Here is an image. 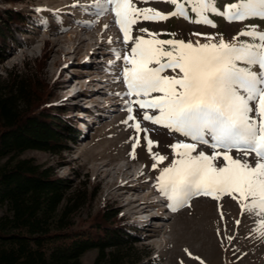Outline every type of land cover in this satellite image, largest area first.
I'll return each instance as SVG.
<instances>
[{
  "label": "rangeland",
  "instance_id": "rangeland-1",
  "mask_svg": "<svg viewBox=\"0 0 264 264\" xmlns=\"http://www.w3.org/2000/svg\"><path fill=\"white\" fill-rule=\"evenodd\" d=\"M237 2L217 0L216 7L224 12L227 4ZM91 3L92 0H0L3 21L11 11L30 17L29 23H25L21 30L20 39L12 35L6 39V51L0 57V79H6L10 74L33 78L38 91L45 93V107L51 105L56 111L61 110V117L69 124L83 123L76 142L67 143L66 151L57 155L28 151L23 157L53 167L60 179L71 182V199L83 201L74 219L80 229L90 230L104 212L116 211V223L132 230L138 239L136 248L149 255L153 264H264L262 230L249 215L241 214L236 201L228 196L218 200L200 196L190 201V207L171 211L155 188L159 171L152 169L154 161L146 150L143 133L135 158L130 156L129 137L133 132L123 123L128 115L123 109L136 97L116 95L125 93L127 88L121 82L122 78L115 75L121 62L113 68L109 61L113 59L112 48L125 50L132 45L120 43L123 34L113 23L114 13L96 17L91 9L83 11L80 7H72L73 4ZM136 6L151 7L162 13L175 10L163 0L137 3ZM35 9L42 11L36 12ZM53 14H56L54 19ZM189 16L197 18L190 11ZM209 18L216 27L180 17L141 20L133 27L131 35L150 39L147 34L136 30L147 28L152 33H159L156 38L160 40L205 43L203 37L192 35L205 33L214 35L217 40L237 43L232 38L238 37L243 30L264 32V19L261 18H247L243 22L228 21L216 14ZM248 39L238 37V40ZM164 75L173 73L168 71ZM132 107L134 115L141 111L154 114L151 109H139L137 104ZM142 127L149 128L150 138L159 142L153 152L169 157L160 167L169 165L172 156L168 145L184 138L147 121ZM201 150L209 154L213 151L204 146ZM123 168H128L127 172H122ZM127 176L132 186L123 188ZM134 177H137L135 181ZM153 199L160 201L138 208L139 200ZM4 212L5 209L0 208V216ZM141 212H148L147 221L134 219L133 216L137 217ZM228 237L235 238L229 240ZM96 256V251L89 252L83 263L94 264Z\"/></svg>",
  "mask_w": 264,
  "mask_h": 264
},
{
  "label": "snow or ice",
  "instance_id": "snow-or-ice-1",
  "mask_svg": "<svg viewBox=\"0 0 264 264\" xmlns=\"http://www.w3.org/2000/svg\"><path fill=\"white\" fill-rule=\"evenodd\" d=\"M152 2L161 0H92L89 5H72L93 10L96 17L114 13L113 23L123 34L120 43L132 45L125 50L112 48L109 61L113 68L121 62L115 75L127 88L116 95L136 97L123 109L128 114L123 123L133 132L130 156L135 158L143 133L154 161L152 169L159 171L155 188L169 210L190 207V201L200 196L213 200L228 196L239 204L242 215L258 223L264 237V32L243 30L238 37L249 39L233 37L237 43L205 33H192L203 37L205 43L160 40L156 38L159 33L147 28L136 30L150 39L131 35L141 20L180 17L216 27L209 18L212 14L237 22L264 19V0H238L227 4L224 12L216 7L217 0H163L174 6L170 13L136 6ZM189 11L197 18H190ZM168 71L173 75H164ZM133 104L154 114L141 111L134 115ZM145 121L184 138L168 145L169 165L160 167L169 157L153 152L159 142L150 138L149 128L142 127ZM201 146L213 151L209 154Z\"/></svg>",
  "mask_w": 264,
  "mask_h": 264
},
{
  "label": "trees",
  "instance_id": "trees-1",
  "mask_svg": "<svg viewBox=\"0 0 264 264\" xmlns=\"http://www.w3.org/2000/svg\"><path fill=\"white\" fill-rule=\"evenodd\" d=\"M13 12L4 21L0 15V57L8 36L20 39L30 21ZM36 87L22 74L0 79V264H84L92 251L94 264H153L136 248L132 230L116 223V211L80 229L74 219L83 201L71 199V182L23 157L28 151L60 154L80 133L61 110L44 106L45 93Z\"/></svg>",
  "mask_w": 264,
  "mask_h": 264
},
{
  "label": "bare ground",
  "instance_id": "bare-ground-1",
  "mask_svg": "<svg viewBox=\"0 0 264 264\" xmlns=\"http://www.w3.org/2000/svg\"><path fill=\"white\" fill-rule=\"evenodd\" d=\"M84 41V40H83ZM63 72V71H62ZM60 76H62V73L60 74ZM72 84H70L67 88H65V89H68L70 86H71ZM107 116V115H106ZM113 115H111L109 118H111ZM79 127H83V123H81L80 125H79ZM126 167V166H125ZM127 170H128V168H123L122 169V172H127ZM128 178V176L127 177H125V179H127ZM132 179V178H131ZM137 178L135 177V178H133V180L135 181ZM128 181L127 182H125L124 183V181H123V184H122V187L124 188V187H128V186H132V185H130L129 184V179H127ZM121 186V185H120ZM153 202H155V201H153ZM127 204H130V202L129 203H127ZM142 206H144V204H140V205H138V208L139 207H142ZM144 207H146V206H144ZM146 213H148V212H141V214L139 215V219H141V217H148V214H146ZM138 217V216H137Z\"/></svg>",
  "mask_w": 264,
  "mask_h": 264
},
{
  "label": "clouds",
  "instance_id": "clouds-1",
  "mask_svg": "<svg viewBox=\"0 0 264 264\" xmlns=\"http://www.w3.org/2000/svg\"><path fill=\"white\" fill-rule=\"evenodd\" d=\"M75 126H76V124H75ZM79 132H80V131H79ZM137 177H138V175H137ZM137 177H136V178H137ZM134 178H135V177H134ZM149 199H152V197H150ZM153 200L156 201L157 199H156V200L153 199ZM153 200H151V201H153ZM139 201H140V200H139ZM139 201H138V204H139ZM141 201H143V200H141ZM157 201H160V200H157ZM146 202H150V201H149V200H146ZM147 206H148V205H147ZM147 206H146V207H147ZM142 207H143V206H142ZM146 221H147V220H146ZM144 222H145V221H144Z\"/></svg>",
  "mask_w": 264,
  "mask_h": 264
}]
</instances>
